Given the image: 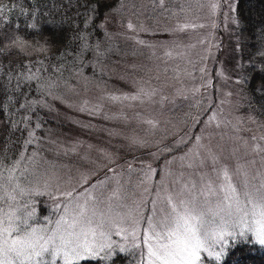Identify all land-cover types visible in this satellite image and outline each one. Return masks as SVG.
<instances>
[{"label": "snow or ice", "instance_id": "snow-or-ice-1", "mask_svg": "<svg viewBox=\"0 0 264 264\" xmlns=\"http://www.w3.org/2000/svg\"><path fill=\"white\" fill-rule=\"evenodd\" d=\"M235 2L232 0V5ZM156 3L160 8L165 6V0ZM83 6L87 10L84 28L72 38L78 45L65 44L58 53L60 64L46 67L47 54L57 47L56 33L63 31L61 25L41 19L43 13L29 11L20 0H0V124L9 113L8 126L26 133V138L12 147L7 146L11 141H0V264H242L236 253L264 249V123L255 116L239 117L235 124L226 122L235 133L233 147L227 151L210 140L204 143L202 135L181 137L162 148L157 145L152 153L157 158L158 153L173 154L189 142L193 145L183 155L172 156L181 166L175 174L167 173L173 177L167 184L163 179L153 183L157 169L151 163L143 164L133 188L127 186L130 177L123 181L122 174L107 165L103 179L90 183V174L75 182L72 177L63 181L41 155L40 147L29 151L41 140L36 136V130L44 126L38 109L48 106L47 99H34L31 94L60 99L57 90L64 61L71 59L73 66L79 61V74L88 53L95 50L97 56L101 54L100 44L94 49L90 42L91 26L102 17L95 28L105 29L113 10L107 0H88ZM105 7L109 12L102 14ZM219 7V3L211 4L214 13ZM17 8L24 19L12 17ZM232 19L241 33L246 31L235 15ZM135 27L127 23L128 29ZM37 36L41 39L36 40ZM259 39L264 41V31ZM13 51L42 53L45 59L35 61L39 66L33 70L32 61L21 65L10 59ZM256 55L264 60V50ZM237 67L240 75L235 83L264 97V63L249 57ZM155 94V89L145 92L141 88L136 95H112L110 99L142 101L143 96ZM214 108L211 102L204 108L209 113L206 127L214 124L219 128L225 123ZM192 119L195 124L202 122L198 115ZM248 121L256 124L255 131L245 127ZM146 123L156 128L159 122ZM241 132L251 135L245 137L239 135ZM131 142L148 147L146 141ZM134 171L129 165V173ZM140 187L143 190L136 198L135 189ZM44 197L47 200L41 199ZM43 205L51 209V215H38Z\"/></svg>", "mask_w": 264, "mask_h": 264}, {"label": "rangeland", "instance_id": "rangeland-1", "mask_svg": "<svg viewBox=\"0 0 264 264\" xmlns=\"http://www.w3.org/2000/svg\"><path fill=\"white\" fill-rule=\"evenodd\" d=\"M212 3L220 5L215 13ZM247 4L255 9L254 0ZM230 5L232 0H165L164 8H160L156 0L119 1L99 43L111 42L114 48L100 46L101 54L94 58V51L92 60L85 59L81 73L77 74L78 68L73 67L71 90L64 97L60 95V99H47L50 109L46 112L60 122L61 128L46 137L45 149L48 146L51 159L45 152L41 155L51 162L63 181L72 177L75 182L81 175L90 174V183L103 179L107 165L115 167L123 181L130 177L127 186L133 188L143 164L151 163L157 169L153 183L163 179L167 184L173 178L167 173L175 174L181 166L179 159L172 156L183 155L193 145L189 142L173 154L158 153V158L152 155L157 145L162 148L181 137L202 135L204 143L210 140L225 151L233 147L235 133L226 122L235 124L237 118L252 114L245 108V89L235 83L240 75L238 62L243 61L245 36L235 32ZM235 5L236 2L232 6ZM263 11L261 5L258 12ZM129 21L136 26L134 30L127 28ZM141 88L145 92L155 89L156 94L151 98L143 96L142 101L110 99L112 95H136ZM209 102L225 121L219 128L214 124L206 127L204 123L209 114L204 108ZM197 115L200 124L192 119ZM148 120L158 121V127L153 128L146 123ZM245 127L255 131L256 124L248 121ZM239 135L247 137L251 133ZM133 139L146 141L148 147L133 145ZM136 153H140L139 157H135ZM109 160L114 163L109 164ZM129 165L134 172L129 173ZM142 190L135 189L136 198ZM50 204L48 200L47 205Z\"/></svg>", "mask_w": 264, "mask_h": 264}, {"label": "trees", "instance_id": "trees-1", "mask_svg": "<svg viewBox=\"0 0 264 264\" xmlns=\"http://www.w3.org/2000/svg\"><path fill=\"white\" fill-rule=\"evenodd\" d=\"M120 0H107V4L111 6V9H114L116 5H118ZM248 0H236L235 9L236 12L234 15L237 19L240 20L241 26L246 28V31L241 33L240 28L236 25V30L238 35L242 38L245 36V40L242 41L245 48L241 52V58L243 61H247L249 57H254L258 63H264V60H261L259 56L256 55L258 50H264V41L259 39L260 33L264 31V11L262 13L258 12V8L261 5H264V0H254L255 9L249 8L247 4ZM7 2V0H6ZM88 0H30V4L28 0H20V3L24 8L29 11H39L44 15L41 19L46 21H55L56 24L61 25L63 31H57L55 38L57 39V47L52 53H48V59L45 60V66L50 65H58L61 62V58L58 53L63 48L65 44H71L73 47L77 46L79 42L73 41L72 38L76 36L80 31L84 28V20L85 14L87 12L86 8L83 6ZM260 4V6H259ZM257 9V10H256ZM262 11V9H261ZM102 14L109 12V8L105 7L101 9ZM12 17L17 20H22L24 17L20 15L19 8L13 10ZM101 19H97L94 22V25L91 26V35L89 37L90 42L93 44V48L95 49V44L100 43L104 38L103 29L95 28V25H98L101 22ZM47 31V29L45 30ZM232 31H234L232 29ZM21 35H28V33L22 32ZM31 39V37H30ZM36 40H40L41 38L37 36ZM35 42V41H33ZM100 46H104L106 48H114L112 47L111 42H107L105 44H100ZM101 48V50H104ZM95 51V50H94ZM94 51L88 53L84 60H92ZM238 57V56H237ZM94 58H97L96 51L94 53ZM10 59L14 62L19 63L21 65L26 64L29 61L33 62V70L36 65L34 62L37 60L45 59V55L42 53L33 52L32 55H25L21 52L13 51ZM0 60H3V57H0ZM110 60V58L108 59ZM5 63H7L5 61ZM73 67L79 68V61L76 62L75 66H73V62L71 59L64 61L63 67L61 69L62 76H60V88L57 90L59 95L65 96L64 93H68L71 90V79H72V70ZM24 70V69H21ZM49 72L44 73L45 76L49 75ZM59 76V73L55 74ZM55 78V76H54ZM99 79L97 81H101ZM246 92L245 97V108L255 116L256 118L262 120L264 122V113L261 112V106L264 105V97L256 95L250 91L247 85H242ZM32 97L34 99H48V97H41L39 93L33 92ZM49 101V100H48ZM251 104V107L249 105ZM50 109L49 106L39 108L38 115L40 120L43 122V128L41 130H36V136L41 138L39 145L30 146L29 149L33 150V147H40L41 153L45 155L48 159H51L48 156L49 151L47 147L45 149V141H47L48 135L55 131L56 129H60V122L56 121L52 116H50L46 111ZM10 118L9 113H5V123L0 124V141H11L12 143H8V147H12L16 141H23L26 138V133L22 131H14L12 130L8 124L7 120ZM13 119H19V117H11ZM36 117L33 116V122H35ZM29 130H32L31 128ZM132 154V153H129ZM135 157H139L140 153H136ZM133 156H130L131 158ZM38 215H51L48 207L46 205L40 206V210ZM236 258L242 261V264H264V249L253 250L251 253L245 251L243 254L236 253ZM122 264V261L120 262Z\"/></svg>", "mask_w": 264, "mask_h": 264}]
</instances>
